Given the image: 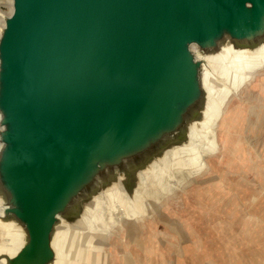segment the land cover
I'll use <instances>...</instances> for the list:
<instances>
[{
	"label": "water",
	"instance_id": "obj_1",
	"mask_svg": "<svg viewBox=\"0 0 264 264\" xmlns=\"http://www.w3.org/2000/svg\"><path fill=\"white\" fill-rule=\"evenodd\" d=\"M7 4L0 0V264H104L114 238L134 232L146 245L128 264H200L198 254L214 264L176 221L161 219L169 232L158 236L144 232L145 219L220 166L212 160L226 145L231 102L264 84V0Z\"/></svg>",
	"mask_w": 264,
	"mask_h": 264
},
{
	"label": "rangeland",
	"instance_id": "obj_2",
	"mask_svg": "<svg viewBox=\"0 0 264 264\" xmlns=\"http://www.w3.org/2000/svg\"><path fill=\"white\" fill-rule=\"evenodd\" d=\"M5 1L10 10L11 0ZM0 6L7 9L4 5ZM229 90L231 89L227 88L226 92ZM262 91L264 92V84L258 85L256 82L246 95L253 94V97L241 102L246 96H239L231 102L230 107L234 109L220 137L226 145L219 156L212 160L215 164L220 163V166L217 165L214 171L195 177L196 183L194 179H190L182 184V189L180 187L173 198H166L164 204L171 206V210L168 211L170 208L164 206L154 212L151 218L145 219V233H155L158 236L163 235V230L167 233L166 225L161 219L169 218L167 220L176 221L178 227L182 226V232L188 231L195 238L200 237L199 251L205 252L209 249L213 253L211 258L215 261L214 264H264V106L260 107L264 104ZM221 97L224 98L225 95ZM216 108L219 112L218 105ZM223 169L230 171L228 181L222 179ZM234 170L236 173L232 172ZM240 173H246V183L245 179L241 180L239 177ZM225 183L234 188V191L226 190ZM214 188L216 189L212 193L210 189ZM230 197V205L221 207L220 199L224 203ZM201 204L205 206L202 207ZM160 228H163L162 232H159ZM124 235L127 234H123L121 239L117 236L114 238L111 247L113 254L104 264H128L129 259H141V255H133V250L141 254L137 246L145 247V242L140 244L141 241H136V237L142 233L137 232L135 235L134 232L133 237L127 238H123ZM154 247L158 251L156 244ZM239 252L242 254L236 255ZM198 255V261L202 260L200 264H206L208 256ZM148 256L153 261L157 257L155 254ZM156 261L158 260L154 264H175L170 262V258ZM195 263V256H190L179 258L177 264Z\"/></svg>",
	"mask_w": 264,
	"mask_h": 264
},
{
	"label": "bare ground",
	"instance_id": "obj_3",
	"mask_svg": "<svg viewBox=\"0 0 264 264\" xmlns=\"http://www.w3.org/2000/svg\"><path fill=\"white\" fill-rule=\"evenodd\" d=\"M10 7H11V6H10ZM237 83H238V81L234 82V83H233V86H234L235 84H237ZM228 88L233 89V87H228Z\"/></svg>",
	"mask_w": 264,
	"mask_h": 264
},
{
	"label": "crops",
	"instance_id": "obj_4",
	"mask_svg": "<svg viewBox=\"0 0 264 264\" xmlns=\"http://www.w3.org/2000/svg\"><path fill=\"white\" fill-rule=\"evenodd\" d=\"M242 257V256H241Z\"/></svg>",
	"mask_w": 264,
	"mask_h": 264
}]
</instances>
